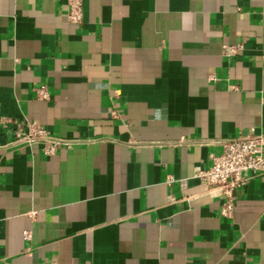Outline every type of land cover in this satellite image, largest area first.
I'll list each match as a JSON object with an SVG mask.
<instances>
[{
	"label": "crops",
	"instance_id": "crops-1",
	"mask_svg": "<svg viewBox=\"0 0 264 264\" xmlns=\"http://www.w3.org/2000/svg\"><path fill=\"white\" fill-rule=\"evenodd\" d=\"M67 8L0 0V264H264V174L233 217L193 176L264 131V0ZM24 121L73 144L13 143Z\"/></svg>",
	"mask_w": 264,
	"mask_h": 264
},
{
	"label": "built area",
	"instance_id": "built-area-1",
	"mask_svg": "<svg viewBox=\"0 0 264 264\" xmlns=\"http://www.w3.org/2000/svg\"><path fill=\"white\" fill-rule=\"evenodd\" d=\"M67 19L72 24L83 22V0H67ZM243 49V43H224L222 54L226 57L237 55ZM39 99H47V86L36 88ZM42 144L47 156L57 153L60 147H71L73 142L54 137L50 131L37 121L17 122L13 143ZM209 167L196 166L193 176L200 179L215 195L223 199L221 215L233 217L235 211L234 191L245 187L253 177L264 174V131L240 134L223 141L222 151L210 155ZM183 185L185 181H182ZM30 237V232L24 234Z\"/></svg>",
	"mask_w": 264,
	"mask_h": 264
}]
</instances>
